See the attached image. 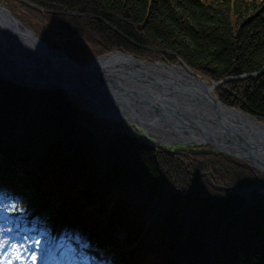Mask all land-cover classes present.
I'll return each mask as SVG.
<instances>
[{
    "label": "trees",
    "instance_id": "trees-1",
    "mask_svg": "<svg viewBox=\"0 0 264 264\" xmlns=\"http://www.w3.org/2000/svg\"><path fill=\"white\" fill-rule=\"evenodd\" d=\"M12 1L0 5L80 65L120 52L182 62L211 83L264 71V0ZM216 95L264 123V73ZM126 129L61 90L0 78V196L105 249L122 229L133 248L121 264H264V173L205 148H154Z\"/></svg>",
    "mask_w": 264,
    "mask_h": 264
},
{
    "label": "water",
    "instance_id": "water-1",
    "mask_svg": "<svg viewBox=\"0 0 264 264\" xmlns=\"http://www.w3.org/2000/svg\"><path fill=\"white\" fill-rule=\"evenodd\" d=\"M261 74L209 83L182 62L150 63L120 52L80 65L43 45L0 5V78L4 81L26 89L61 90L96 119L124 124L135 138L133 124L153 128V133L170 131L176 144L210 147L264 173V124L215 95L228 82Z\"/></svg>",
    "mask_w": 264,
    "mask_h": 264
},
{
    "label": "rangeland",
    "instance_id": "rangeland-1",
    "mask_svg": "<svg viewBox=\"0 0 264 264\" xmlns=\"http://www.w3.org/2000/svg\"><path fill=\"white\" fill-rule=\"evenodd\" d=\"M4 1H6L7 4L14 3L12 0H4ZM14 7H15V10H16V13H18L22 18H24V19H28L29 18V17L27 18L25 14L21 13V11L19 10L18 6H15V4H14ZM161 63H164V62H161ZM259 77L247 78V79H257ZM247 79H242V80H247ZM237 81H240V80L231 81V82H237ZM209 83H211V82H209ZM224 86H225V84H224ZM216 92H217V90H216ZM216 92H215V95H216ZM96 120L97 121H101V120H98V119H96ZM106 122H108V121H106ZM126 128H127L126 129L127 132H129V134H133V132L130 131L128 129V127H126ZM131 128H134L133 130L137 133V135L135 134L137 139L143 140V141L149 143L150 145L151 144L152 145H156V142H157V139H158L157 136L151 135V134H145L144 132L139 130L138 127L137 128L136 127H131ZM154 148H160V149H163V150H167L168 152H175L176 153V152H178L180 150H183V149L185 150V149H188V148H198V147H193L191 145L190 146H183V145H179V144H176V143H174V144L169 143L167 145L166 144H164V145L160 144V145H157ZM202 148L207 149V150H205V153H208V154L217 153V154H221V155H225V156L231 157V156H229L227 154H222V153H220V152H218L216 150H213L210 147H202ZM202 148H200V149H202ZM236 160H238V159H236ZM238 161H242V162H245V163L249 164L248 162L243 161V160H238ZM250 189H251L250 193L247 194L248 198H250L251 194H252V188H250ZM243 193H245V190H244ZM4 202L6 204L9 203V201H4ZM32 226H33V224H28V222L26 223L24 221L22 222L21 220H15L11 216V214H8V215L5 216V218L0 219V230H3L4 238H7L10 243L26 245V244H30L32 241H34L36 239L41 240V246L39 248H35V247L32 248V251H34L36 253L37 257H38V264L44 257L45 247L47 245H50L52 243H57V242L61 243L63 246L66 245V249H65L66 251L65 252H60L59 255L57 256V258H58L57 261L60 264L64 260L63 257H64L65 254H70V255L76 254L79 257L78 259H81L82 261L85 260L87 264H116V262L110 260L111 258L109 259V256H105L104 258H102L103 260L100 261L99 258H100V256L102 257V252L98 249L96 244L93 242V238H88V236H76L74 238L71 237L74 242L75 241L76 242L79 241V243L84 244L85 246H87L86 249L84 250V252H80V251H78V247L73 248L72 245H74V244L72 243V241H70L71 239L67 240L68 238L65 236L66 233L62 234V232H61V234H58L57 232H55V234H53V231L57 229V225L52 226L53 228L52 227L43 228V227H40V226H38V227H34L33 226L32 227ZM60 235H61V237H60ZM26 237H27V240L25 239ZM120 238L121 239H125L126 238L125 234L121 233L120 234ZM124 254H126V253H124ZM14 264H16V262H14ZM79 264H83V263H79Z\"/></svg>",
    "mask_w": 264,
    "mask_h": 264
},
{
    "label": "snow or ice",
    "instance_id": "snow-or-ice-1",
    "mask_svg": "<svg viewBox=\"0 0 264 264\" xmlns=\"http://www.w3.org/2000/svg\"><path fill=\"white\" fill-rule=\"evenodd\" d=\"M6 197L0 196V219L6 215L17 211V203H5ZM22 211V210H21ZM10 231V230H9ZM27 240V237L25 238ZM41 240L36 239L30 244H13L3 236V230H0V264H38V257L32 248H39Z\"/></svg>",
    "mask_w": 264,
    "mask_h": 264
},
{
    "label": "bare ground",
    "instance_id": "bare-ground-1",
    "mask_svg": "<svg viewBox=\"0 0 264 264\" xmlns=\"http://www.w3.org/2000/svg\"><path fill=\"white\" fill-rule=\"evenodd\" d=\"M75 103H77L78 105H82V103H80V102H79L80 104L78 102H76V101H75ZM136 126L139 127L138 125H135V124H133V126H131V127H136ZM139 128L145 134H151V135L157 136L158 139H157L156 145H160V144L161 145H164V144L167 145L169 143H172V144L175 143L174 138H176V136L170 131L161 132V130H159V129L156 130L155 129V131H154L155 133H153V128H149V127H146L144 125L140 126Z\"/></svg>",
    "mask_w": 264,
    "mask_h": 264
}]
</instances>
